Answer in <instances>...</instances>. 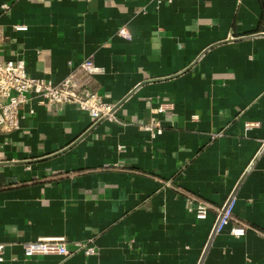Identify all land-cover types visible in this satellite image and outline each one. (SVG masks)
Here are the masks:
<instances>
[{
    "label": "crops",
    "instance_id": "0c3cea01",
    "mask_svg": "<svg viewBox=\"0 0 264 264\" xmlns=\"http://www.w3.org/2000/svg\"><path fill=\"white\" fill-rule=\"evenodd\" d=\"M0 27V57L54 84L91 59L78 78L116 105L95 121L32 96L0 128V264H199L248 169L203 264H264V0H0ZM42 237L97 254L26 257Z\"/></svg>",
    "mask_w": 264,
    "mask_h": 264
},
{
    "label": "built area",
    "instance_id": "2783aa9c",
    "mask_svg": "<svg viewBox=\"0 0 264 264\" xmlns=\"http://www.w3.org/2000/svg\"><path fill=\"white\" fill-rule=\"evenodd\" d=\"M171 2L172 0H157ZM3 8L7 9L6 5ZM16 30H26L24 26L16 27ZM118 35L130 38L126 28L118 30ZM3 38V30L0 27V43ZM103 69L96 66L91 59L84 60L77 69L72 70L70 74L60 83L32 77L26 68L23 59H3L0 57V128L7 127L11 131L20 129V119L22 108L27 105L32 96L40 99V103L54 108L61 109L64 105H74L79 110L87 112L95 121L101 119H114L116 105L107 103L97 92L88 88L84 82L78 78L79 73L86 77L102 73ZM164 111L163 107L155 110L156 113ZM34 110H29L33 114ZM149 129V127H146ZM161 133V130H157ZM167 185H170L169 183ZM235 198H233L224 211L222 219L217 229V233L223 231L234 220ZM211 209V206L203 201L197 200L196 208L193 212L198 220H205ZM220 211L219 215L221 214ZM230 233L235 237H243L246 234V228L242 225H235ZM75 249L70 251L67 247L64 237H42L36 241L24 244V254L31 258L40 255H61L69 256L74 253L82 252L85 256H95L97 251L93 243L76 242ZM5 246L0 245V261Z\"/></svg>",
    "mask_w": 264,
    "mask_h": 264
},
{
    "label": "water",
    "instance_id": "95a60500",
    "mask_svg": "<svg viewBox=\"0 0 264 264\" xmlns=\"http://www.w3.org/2000/svg\"><path fill=\"white\" fill-rule=\"evenodd\" d=\"M263 150H264V144H263L262 148L260 149V151L258 152L256 159H257V158L259 157V155L263 152ZM256 159H255V160H256ZM252 165H253V164H252ZM252 165H251V167H252ZM248 171H249V169L246 171V173H245L244 176L242 177L241 181L239 182L238 186L236 187V189L233 191V193H232L231 196L229 197L227 203H226L225 206L222 208V212H221V214H220V215L218 216V218H217V221H216V223H215V225H214V228H213V230H212V233H211V235H210V237H209V239H208V242H207V244H206V246H205V249H204V251H203V253H202V256H201V259H200V261H199V264H203V262H204V260H205V257H206V255H207V252H208V250H209V247H210V245H211V243H212V241H213L215 235L217 234V229H218V226H219L220 221H221V219H222L223 213H224V211L227 209V207L229 206L231 200H232L233 198H235V196H236V191L238 190L239 185H240V184L242 183V181L245 179V177H246Z\"/></svg>",
    "mask_w": 264,
    "mask_h": 264
}]
</instances>
